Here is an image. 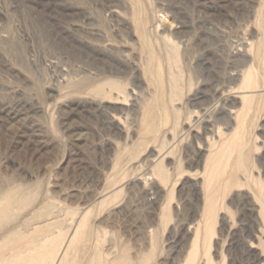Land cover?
Here are the masks:
<instances>
[{"label":"rangeland","instance_id":"1","mask_svg":"<svg viewBox=\"0 0 264 264\" xmlns=\"http://www.w3.org/2000/svg\"><path fill=\"white\" fill-rule=\"evenodd\" d=\"M260 183L264 0H0V239L52 205L65 264H264Z\"/></svg>","mask_w":264,"mask_h":264},{"label":"bare ground","instance_id":"2","mask_svg":"<svg viewBox=\"0 0 264 264\" xmlns=\"http://www.w3.org/2000/svg\"><path fill=\"white\" fill-rule=\"evenodd\" d=\"M256 83H257V79L254 76L253 72L251 70L247 71L243 79V84L245 85V87L249 89L250 87H254ZM248 89L246 90L243 89V91L240 92L245 100L250 98L249 92H252V90H248ZM241 155L242 153L240 154L239 162L237 165V171L240 173L241 176H243V178H245L246 181H248L250 180L251 173L248 170L245 162L241 158ZM213 162H215L217 167L220 169L222 166L223 158L219 156L215 157L213 159ZM156 165L157 163L155 164V166ZM156 167L159 170L158 172L160 174L164 173L162 166L157 165ZM215 180H216L215 175L211 174L208 179V182H210L208 184L209 185L208 201L210 208H212L211 203H213L215 193L218 190L217 187L214 186ZM260 184L261 187L264 188V186L262 185L263 183ZM16 197L17 196L15 195L13 196L11 195L9 197H6L5 200H2L0 202V223L2 222L6 223L11 221L12 208L15 206L25 205L28 202V200L25 199V197H23L22 195L18 199V201L15 199ZM51 207L52 205L44 208V210H41L40 208L39 210L34 211V213L35 212L36 213L34 214L32 219L24 220L19 225H17L11 231V233L9 234L7 233L8 235L0 239V246L3 247L6 246L4 250L5 251L7 250L6 255H9L8 262H12V264H21L23 260L19 261L18 259L24 257L22 252L23 248H28L29 249L27 251L28 255L32 254V256L30 257L29 261L26 262V264H65L66 263L67 257L70 252V247L72 245V239L78 236L79 230L82 227V223L80 222V220L77 222L76 227L74 228V231L72 232L71 236L68 238L67 242L65 240V242H63L61 245L58 244L60 246L58 247L57 250L55 249V247L53 248L56 251V254H54L55 257L53 258V256H51L52 255L51 253H53V249L51 248L52 242L51 245L48 242L54 239L55 235L54 233H52V229L55 226L54 221L57 222V220L55 219L57 215L56 213H54L55 210L53 211L54 206L52 208ZM260 207H261V211L264 213V200H260ZM40 249H43L39 254L40 256L39 257L37 256L38 258L35 255L33 256L35 251L37 252V250L39 251ZM24 254L26 255V252H24Z\"/></svg>","mask_w":264,"mask_h":264}]
</instances>
